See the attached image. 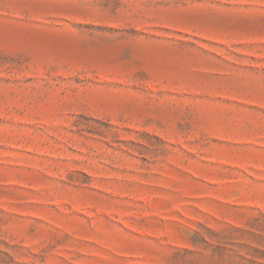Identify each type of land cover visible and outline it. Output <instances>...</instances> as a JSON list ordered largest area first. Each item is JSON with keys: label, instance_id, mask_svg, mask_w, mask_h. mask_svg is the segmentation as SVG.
Segmentation results:
<instances>
[{"label": "rangeland", "instance_id": "1", "mask_svg": "<svg viewBox=\"0 0 264 264\" xmlns=\"http://www.w3.org/2000/svg\"><path fill=\"white\" fill-rule=\"evenodd\" d=\"M0 264H264V0H0Z\"/></svg>", "mask_w": 264, "mask_h": 264}]
</instances>
